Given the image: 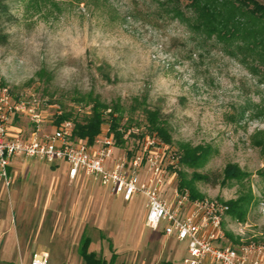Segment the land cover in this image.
Listing matches in <instances>:
<instances>
[{
	"label": "rangeland",
	"instance_id": "1",
	"mask_svg": "<svg viewBox=\"0 0 264 264\" xmlns=\"http://www.w3.org/2000/svg\"><path fill=\"white\" fill-rule=\"evenodd\" d=\"M4 1L10 16L1 21L7 41L0 44V81L15 95L53 104L43 107L42 130L52 128L57 108L86 112L73 99L87 92L105 104L117 102L124 116L136 119L143 115L130 107L144 101L170 130L173 143L165 148L176 150L181 142L213 148L196 169L210 178L194 181L201 195L223 202L250 198L242 220L226 213L228 241L264 244V154L256 143H264V81L257 74L220 44L201 43L158 0ZM18 126L28 135L34 123L20 116ZM28 159L6 199L0 184V223L17 230L11 247L0 233V264H28L36 244L49 238L47 264H81L83 231L92 237L89 250L110 258L114 248L116 264L165 259L164 237H154L162 227L145 225L142 194L124 201L89 179L72 180L64 161ZM229 167L243 172L242 179L218 177ZM178 168L191 177V169ZM166 173L172 188L180 177L169 168ZM185 245L172 240L174 264H183ZM5 252L11 257L4 259Z\"/></svg>",
	"mask_w": 264,
	"mask_h": 264
},
{
	"label": "built area",
	"instance_id": "2",
	"mask_svg": "<svg viewBox=\"0 0 264 264\" xmlns=\"http://www.w3.org/2000/svg\"><path fill=\"white\" fill-rule=\"evenodd\" d=\"M52 105L45 98L16 96L0 81V179L5 186L11 183L9 167L17 156L47 163L61 160L68 165L71 179L84 176L124 201L142 194L146 198L145 225L152 230L161 226L165 236L186 244L183 264H264V244L228 241L225 202L205 196L192 199L187 188L169 186L164 163L166 157L167 163L174 160L156 136L145 135L128 154L116 144L107 126L92 143L73 136L70 119L53 122L51 129L42 130L43 107ZM61 112L57 108L56 114ZM17 116H26L34 123L28 135L10 133ZM131 131L137 133L139 128L131 127L124 138ZM47 262L48 253L36 251L29 264Z\"/></svg>",
	"mask_w": 264,
	"mask_h": 264
},
{
	"label": "trees",
	"instance_id": "3",
	"mask_svg": "<svg viewBox=\"0 0 264 264\" xmlns=\"http://www.w3.org/2000/svg\"><path fill=\"white\" fill-rule=\"evenodd\" d=\"M158 3L164 12L184 24L201 43L220 44L225 52L238 58L264 81V0H158ZM9 16L8 4L0 0V44L7 41V35L1 29V21L3 18L8 19ZM73 100L78 105L88 107V110L79 113L78 110L62 109L61 114H55L54 122L72 120L73 136L77 139L92 143L100 135L102 128L107 126L113 133L116 144L124 148L128 154L133 153L137 141L145 135L156 136L164 146L173 143L170 130L160 112L145 106L144 101L135 99L130 107L131 112L141 111L143 118L136 119L132 116H124L123 108L117 102L112 105L105 104L93 92H87ZM131 127L139 128V132L131 131L128 138H124V132ZM256 143L264 154V143L259 141ZM171 151L168 147L165 148L167 156L176 161L168 163L167 168L180 177L177 182L178 188H187L192 199L203 198L204 196L195 189L194 181L210 178L208 175L198 173L196 169L208 161L214 151L213 148L210 145L193 146L181 142L177 144L176 150ZM178 166L191 169V177L187 178L186 173ZM221 175L240 180L243 172L237 167H229L225 168L218 177L222 178ZM250 201V198L241 195L235 200L225 202L227 214L242 220ZM226 236L229 237L227 232ZM89 243L90 238L82 235L79 253L84 264L115 263L116 254L112 253L110 259L106 260L96 252L90 251ZM231 243L234 244L232 241ZM160 264L171 263L162 261Z\"/></svg>",
	"mask_w": 264,
	"mask_h": 264
},
{
	"label": "crops",
	"instance_id": "4",
	"mask_svg": "<svg viewBox=\"0 0 264 264\" xmlns=\"http://www.w3.org/2000/svg\"><path fill=\"white\" fill-rule=\"evenodd\" d=\"M19 121H20V116H17L14 120H13V122L11 123V125H10V127H9V131L11 132V130L13 131V129L15 128L16 130H17V132L16 133H22L24 130H23V128L20 126H18V123H19ZM15 133V134H16ZM13 134V133H12ZM31 161V159H28V158H26V157H23V156H17V157H15L14 158V160L12 161V164H11V166L9 167V174H10V178H11V183H10V185L7 187V186H5L4 185V183H3V181L0 179V184H1V189H2V191H3V189H6L7 190V194L5 195H3V199H6V197H9V192H10V190L12 189V187H13V184H14V181H15V175H16V173L18 172V171H22V170H24V169H26V167H27V165L29 164V162ZM49 164H53V165H55V163H49ZM67 176H68V173H67ZM86 177H84V176H81V175H79V176H77V177H75L74 179H85ZM73 180V179H72ZM85 180H87V178L85 179ZM10 189V190H9ZM2 195V194H1ZM0 195V196H1ZM6 196V197H5ZM7 215H8V212L6 213ZM9 225V223H3V222H1L0 223V233H4V234H7V242H5V244H4V246L5 247H11V246H14L15 244H14V235H15V233L17 234V230H15V229H13L10 225ZM100 229V228H99ZM15 230V231H14ZM12 232H13V234H12ZM82 235H85V236H88L89 238H90V242H91V240H92V237L90 236V235H88V234H86L85 233V231H83L82 232V234H81V237H82ZM100 236H103V235H101L100 234ZM81 237H80V239H81ZM154 237H155V239L157 238V240H160V239H162V237H164L163 238V247H164V253H165V259L163 260V261H169L171 264H174L173 263V256H172V251H171V249H170V246H171V243H172V240H175V241H177L176 239H174L173 237H167V236H165V235H163V233L160 231V232H156L155 234H154ZM51 240H53L52 238H49V241H51ZM156 240V241H157ZM49 241H44V242H38L37 244H36V250L34 251V252H36V251H45V252H47L48 253V251H47V249H46V246H47V244H48V242ZM179 242V241H178ZM90 244V243H89ZM19 246H20V244H19ZM109 247L111 248V244L109 245ZM102 250V249H101ZM112 250H113V253L114 254H116V259H117V257H118V254H117V252H115L114 251V248H112ZM90 251H94V250H90ZM185 251H186V245H185ZM33 252V253H34ZM94 252H96L98 255H101L104 259H106V260H109L110 258H108L107 256H105V254L104 253H102L101 254V251H100V253H98L97 251H94ZM79 253V252H78ZM79 255H80V253H79ZM21 256H25L24 254H22ZM32 256V255H31ZM31 256H30V259H31ZM3 257H4V259L6 258V257H11L7 252H5L4 254H3ZM15 258L14 259H16V256H14ZM81 257V256H80ZM78 260H79V262L81 263V264H84V262H83V260H82V257H81V260L78 258ZM67 261V260H66ZM30 262V261H29ZM162 262V261H161ZM48 263V262H47ZM29 264V263H28ZM114 264H116V260H115V263ZM158 264H160V262L158 263Z\"/></svg>",
	"mask_w": 264,
	"mask_h": 264
}]
</instances>
